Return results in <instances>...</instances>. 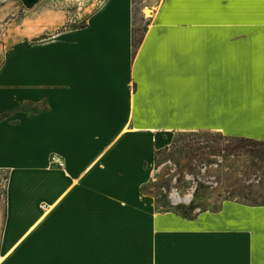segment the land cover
I'll return each mask as SVG.
<instances>
[{"label": "crops", "instance_id": "0c3cea01", "mask_svg": "<svg viewBox=\"0 0 264 264\" xmlns=\"http://www.w3.org/2000/svg\"><path fill=\"white\" fill-rule=\"evenodd\" d=\"M7 32L0 264H264V205L143 193L176 133L264 142L262 0H0Z\"/></svg>", "mask_w": 264, "mask_h": 264}, {"label": "rangeland", "instance_id": "374dc122", "mask_svg": "<svg viewBox=\"0 0 264 264\" xmlns=\"http://www.w3.org/2000/svg\"><path fill=\"white\" fill-rule=\"evenodd\" d=\"M11 36L9 32L5 37L0 35V65L5 51L13 43ZM213 134L206 138L209 146L227 144L218 134ZM200 140L190 133H176L169 146L155 152L149 166L150 180L143 187V193L157 208L160 211L177 206L189 208L194 202V210L179 211L191 218L202 212H216L226 201L264 204V147L250 146L237 156L200 155L193 148V142ZM6 185L7 173L1 172L0 211L6 200Z\"/></svg>", "mask_w": 264, "mask_h": 264}, {"label": "trees", "instance_id": "16d2710c", "mask_svg": "<svg viewBox=\"0 0 264 264\" xmlns=\"http://www.w3.org/2000/svg\"><path fill=\"white\" fill-rule=\"evenodd\" d=\"M189 133L191 134V136H195L196 138L201 139L200 141L193 142L194 143L193 148H195L198 151V154L200 155H207L209 153H212L215 155H220L221 157L222 156L229 157V156L239 155L241 151L248 149L250 146L264 147L263 141H258L250 138H234V137L225 136L221 133H216V134L220 136L221 140L227 142V144L218 145V146H209V142H208L209 139L206 138H208L210 135H214L213 134L214 132L199 131V132H189ZM194 209H195L194 202L191 204L189 208H186L185 206L176 207L177 211L180 210L189 211Z\"/></svg>", "mask_w": 264, "mask_h": 264}, {"label": "built area", "instance_id": "2783aa9c", "mask_svg": "<svg viewBox=\"0 0 264 264\" xmlns=\"http://www.w3.org/2000/svg\"><path fill=\"white\" fill-rule=\"evenodd\" d=\"M57 164L60 166H63V163L61 162V160H56Z\"/></svg>", "mask_w": 264, "mask_h": 264}, {"label": "snow or ice", "instance_id": "6c2138e0", "mask_svg": "<svg viewBox=\"0 0 264 264\" xmlns=\"http://www.w3.org/2000/svg\"><path fill=\"white\" fill-rule=\"evenodd\" d=\"M262 3H264V0H262Z\"/></svg>", "mask_w": 264, "mask_h": 264}]
</instances>
